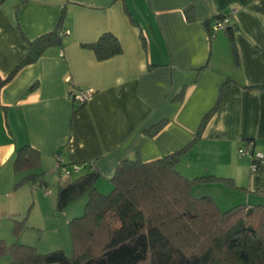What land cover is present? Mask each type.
I'll return each mask as SVG.
<instances>
[{"label":"crops","instance_id":"crops-1","mask_svg":"<svg viewBox=\"0 0 264 264\" xmlns=\"http://www.w3.org/2000/svg\"><path fill=\"white\" fill-rule=\"evenodd\" d=\"M189 4L190 22L183 12ZM223 13L239 27L238 64L228 41L224 49V31L211 40L205 27L212 15ZM62 16L61 44L45 49L0 87V238L14 219L24 217V192L32 190L25 184L15 188L21 177L13 169L17 148H35L41 158L36 172L44 175L52 172L44 165L51 169L60 162L72 169L91 163L100 172L96 188L106 192L111 184L104 182L122 159L139 154L150 161L191 142L220 92L215 116L176 168L188 177H230L247 188L205 183L201 195L216 203L264 198L256 192L264 190V163L253 172L250 159L238 155L241 137L251 138L253 150L264 154L259 145H264V90L246 87L264 84V0H3L0 78L25 58L28 39L56 28ZM106 31L117 36L123 50L99 61L81 44ZM73 87L93 91L77 112ZM161 120H167L164 126L147 134Z\"/></svg>","mask_w":264,"mask_h":264},{"label":"trees","instance_id":"trees-1","mask_svg":"<svg viewBox=\"0 0 264 264\" xmlns=\"http://www.w3.org/2000/svg\"><path fill=\"white\" fill-rule=\"evenodd\" d=\"M183 12L187 21L194 20L192 4ZM225 17L230 19L222 30L233 62L238 64L234 34L239 27L231 14H214L205 21V27L212 40L216 35L213 24ZM130 19L135 23L131 16ZM62 20L63 16L53 30L28 39L27 55L5 78H0V87L21 67L36 62L45 49L61 44L65 33ZM139 36L145 46L141 30ZM81 46L92 50L99 61L119 55L123 50L117 36L110 31ZM228 78L231 77L225 81ZM246 87L264 90V84ZM221 97L220 92L215 105L203 116L192 141L186 146L150 161H144L139 154L122 159L109 178L111 190L108 193L96 188L100 172L93 164H77V172L84 170L83 174L72 180L60 178L56 196L58 210H64L78 196H87L83 214L69 222L71 255L63 249L38 253L35 246L17 241L8 246L0 238V254L7 252L10 255L5 264H264V198L222 210L210 195H193V186L222 182L233 189L247 188L237 185L230 177H188L176 168L185 151L200 139L215 116ZM75 103L73 112L79 111L86 101ZM166 121L150 126L147 134H156ZM248 145L250 167L254 172L264 163V156H256L251 138L241 137L238 149ZM40 165V153L31 145L17 148L13 169L21 177L15 188L27 182L46 187L48 181L44 174L36 172ZM72 165L60 163L64 167ZM256 192L264 193V190ZM26 219V216L14 219L13 234L22 230Z\"/></svg>","mask_w":264,"mask_h":264},{"label":"rangeland","instance_id":"rangeland-1","mask_svg":"<svg viewBox=\"0 0 264 264\" xmlns=\"http://www.w3.org/2000/svg\"><path fill=\"white\" fill-rule=\"evenodd\" d=\"M219 35L220 37L223 36L221 32H219ZM222 39L224 42V49H228L227 40L225 38ZM259 145L260 147H264L261 143H259ZM239 157H241L240 154ZM243 157L250 159L249 154H246L241 158ZM54 167L56 166L53 165L51 169L50 166L47 167L44 165L43 167L45 170L52 171L45 173L44 175L45 179L48 181L46 187L44 185H38V183H25V187L32 189L27 193L24 192L26 198H28V203H21L24 212L23 215L27 217L26 224L17 234H13L12 228H10L9 231H11V236L9 231H6V236L4 235L5 237L2 235L8 246L11 245L13 241H17L18 243L35 246L38 253L44 254L56 249H63L67 255H71L72 239L69 222L72 218L83 214L87 202V196H78L69 202L64 210H58L56 208L57 185L60 178L62 180H72L83 174L84 170L73 172L69 177H61L60 173L54 170ZM106 180L108 182H104V185L110 183L109 179ZM199 185L200 184H197L195 188H192L191 190L192 194L195 196H200L202 194L201 192L205 193L206 189H204L203 186L205 183L201 186ZM22 189L25 188L23 187ZM110 190L111 187L107 189L106 192L108 193ZM262 201H264V199H262ZM235 204L238 203H217L222 210L228 209ZM9 260L10 255L7 252L0 254V264H5Z\"/></svg>","mask_w":264,"mask_h":264},{"label":"built area","instance_id":"built-area-1","mask_svg":"<svg viewBox=\"0 0 264 264\" xmlns=\"http://www.w3.org/2000/svg\"><path fill=\"white\" fill-rule=\"evenodd\" d=\"M230 17H225L222 20H219L213 24V31L216 33L218 30H222L226 24H228ZM93 91L92 89L82 90L78 88H72L70 91V97L75 101H86L91 95ZM250 145L248 146H240L238 149V153L240 156H244L249 153ZM256 156L262 157V153L256 152ZM56 171H59L62 175H69L73 172H77L79 170V167L77 165H74L72 169H68L67 167L60 166V162L55 167Z\"/></svg>","mask_w":264,"mask_h":264}]
</instances>
